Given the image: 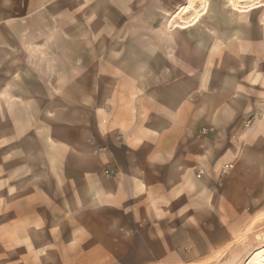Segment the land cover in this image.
Returning a JSON list of instances; mask_svg holds the SVG:
<instances>
[{"label":"crops","instance_id":"0c3cea01","mask_svg":"<svg viewBox=\"0 0 264 264\" xmlns=\"http://www.w3.org/2000/svg\"><path fill=\"white\" fill-rule=\"evenodd\" d=\"M35 18L3 21L26 27L0 35L7 111L22 121L16 142L28 146V166L41 174L31 177L34 198L86 200L88 231L116 247L141 240L149 252L139 261L161 264L191 261L178 234L207 232L208 217L246 214L264 200V27L255 31L264 19L247 31L216 32L214 59L176 65L170 57L161 72L130 74L115 58L122 49L32 32ZM56 40L80 46L51 47ZM43 214L23 213L19 242L32 249L31 264L44 263L33 252L42 244L25 238L41 228ZM10 235L7 248L15 246Z\"/></svg>","mask_w":264,"mask_h":264},{"label":"rangeland","instance_id":"374dc122","mask_svg":"<svg viewBox=\"0 0 264 264\" xmlns=\"http://www.w3.org/2000/svg\"><path fill=\"white\" fill-rule=\"evenodd\" d=\"M32 13L37 18L28 25L30 31L72 34L80 43L100 50L122 49L115 58L125 65L124 72L146 74L151 66L161 72L170 57L176 65L204 54L214 59L215 33L247 31L251 21L263 22L264 0H0V35L26 27L3 21ZM40 16L46 17L45 23ZM257 26L264 27L256 23L255 31ZM87 34L90 39L82 40ZM77 46L59 40L51 45ZM6 86L7 79L0 75V94H4L0 97V264H31L32 249L19 242L24 239L23 213L30 207L44 210L36 217L41 228L25 237L42 244L33 252L44 263L34 264H161L139 261L149 252L141 240L123 241V246L116 247L100 233L88 231L86 200L34 198L37 194L29 192L31 177L41 174L37 167L28 166V146L16 142L22 140V121L16 109L7 111L12 104L6 103ZM246 212L210 216L207 232L178 234L191 261L176 264H248L252 253L264 251V200H255ZM90 218L101 220L97 215ZM8 233H14L16 240L10 248L6 247ZM102 243L108 246H99Z\"/></svg>","mask_w":264,"mask_h":264},{"label":"bare ground","instance_id":"6f19581e","mask_svg":"<svg viewBox=\"0 0 264 264\" xmlns=\"http://www.w3.org/2000/svg\"><path fill=\"white\" fill-rule=\"evenodd\" d=\"M248 264H264V251L261 250L252 253L249 257Z\"/></svg>","mask_w":264,"mask_h":264},{"label":"built area","instance_id":"2783aa9c","mask_svg":"<svg viewBox=\"0 0 264 264\" xmlns=\"http://www.w3.org/2000/svg\"><path fill=\"white\" fill-rule=\"evenodd\" d=\"M249 123H250V120H248V121L246 122V125H248ZM203 132H205V131L203 130ZM229 169H230V166L225 165V166L223 167V173H226ZM111 174H112V173H108L107 176H109V175H111Z\"/></svg>","mask_w":264,"mask_h":264}]
</instances>
